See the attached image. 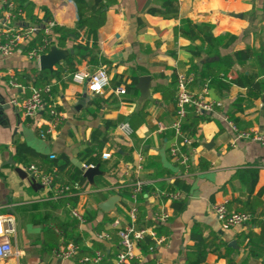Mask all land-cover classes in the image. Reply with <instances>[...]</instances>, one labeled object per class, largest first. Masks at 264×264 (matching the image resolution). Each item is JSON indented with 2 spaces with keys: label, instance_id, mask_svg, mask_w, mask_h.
I'll list each match as a JSON object with an SVG mask.
<instances>
[{
  "label": "crops",
  "instance_id": "1",
  "mask_svg": "<svg viewBox=\"0 0 264 264\" xmlns=\"http://www.w3.org/2000/svg\"><path fill=\"white\" fill-rule=\"evenodd\" d=\"M27 1L36 20L52 21L59 28L76 27L78 10L73 0ZM103 11L104 21L94 34L80 29L63 48L51 45L66 53L71 66L66 58L59 62L52 71L57 75L46 83L51 86L46 99L62 114V122L45 140L39 137L46 128L45 114L24 118L10 105L12 99L29 96L31 87L39 85L33 79L42 70L22 52L0 55V216H11L16 223V234L11 238L14 255L1 264H83L81 257L63 262L53 257L54 249L68 244L61 237L64 225L80 238L81 252L92 254L97 251L95 244L104 254V264H113L119 239L112 225L116 221L119 228L126 225L130 206V196L118 193L121 188H130L136 179L144 182V189L149 188L139 199L138 225L155 226L164 242L148 256L140 251L142 261L134 264L150 259L155 264H188L186 251L194 245L191 233L195 226L201 228L209 245L200 264H264V242L257 259L250 257L246 246V236L259 235V224L264 222V146L249 140L233 142L228 125L234 124L239 131L264 130V91L248 86L251 82L264 83V0H112ZM202 26L209 27L211 36L220 39L219 44L211 45L203 38L208 29L202 33ZM75 44L87 46L90 52L79 56L73 49ZM198 50L200 55L194 56ZM244 50H250L252 57L234 63L222 76L230 83L228 89L221 93L208 89L206 99L220 106L203 114L205 120L194 136L182 133L192 139V144L181 146L182 137L172 127L176 120L174 102L163 100L159 88L174 90V79L194 76V65L216 63ZM100 67L110 79L102 94H89L84 86L70 80L75 72L93 73ZM141 77H149L151 85L149 98L143 101L137 88ZM237 79L245 85H236ZM133 83L135 90L125 89L122 96L115 93L116 88ZM204 84L195 77L187 88L199 95ZM142 107L143 123L135 130L131 128L130 140L123 139L118 125L129 124ZM18 144L28 148L30 163L23 164L16 156ZM174 146L190 156L195 175L181 176L182 168L170 154ZM137 153L143 157L138 172ZM102 154H110V158L103 160ZM88 158L94 163L88 165ZM55 160L58 165L52 169L63 175L74 168L81 171L77 163L99 166L100 173L92 184L82 172L74 206L67 202L70 195L56 198L57 186H64L58 180L52 190H47L25 169L29 165L41 169ZM172 187L184 194V209L178 214L172 203L153 197L155 190L174 191ZM111 199L112 208L104 212L101 206ZM220 203L230 212L250 214L251 221L222 231L211 211L212 205ZM70 207L84 215V225L72 218ZM161 210L169 219L156 226L153 214ZM101 231H108L111 239L96 241L94 236Z\"/></svg>",
  "mask_w": 264,
  "mask_h": 264
},
{
  "label": "built area",
  "instance_id": "2",
  "mask_svg": "<svg viewBox=\"0 0 264 264\" xmlns=\"http://www.w3.org/2000/svg\"><path fill=\"white\" fill-rule=\"evenodd\" d=\"M2 17L0 18V55L11 56L16 52H22L24 57L38 65L39 58L46 54L51 47L49 38L51 29L54 27L52 21L41 22V24L30 23L25 20V13L22 10L14 12L15 5L12 0H0ZM17 18H20L18 20ZM24 21L21 27H14L16 22ZM43 30L44 38L40 43H32L35 35ZM73 83L80 84L85 87L89 94H102L109 87L110 79L104 67H100L93 73L78 71L70 75ZM193 75H179L177 77V89L175 92V108L176 120L172 127L181 135V146H191L192 139L186 137L181 132V122L187 115V110L193 108L196 114L212 113L215 108L220 106L219 102H212L206 99L208 94L207 84H204L201 94L194 95L189 92L188 85L194 82ZM51 86L46 84L43 86L34 85L30 89V94L24 99H12L10 105L13 106L24 118H35L40 114H45L46 128L39 134L41 139H47L52 136L61 125L62 114L57 110L56 106H47L46 96H49ZM115 93L122 96L126 93L124 87L115 89ZM229 128L233 133V142L240 140H249L257 142L264 146V130L254 129L251 131H239L234 124L228 122ZM118 130L125 140H130L133 131L127 122L118 125ZM170 154L176 161L177 165L182 168V175H195L196 171L190 160V156L184 152L180 146H174L170 149ZM102 159L107 160L110 154H102ZM54 159V156H50ZM143 157L140 153L136 155L135 169L138 171L142 168ZM88 168L87 166H84ZM92 167V166H89ZM26 171L37 180L40 185L47 190H52L55 186L53 174L56 172L52 169L50 172H44L35 165H29ZM180 176V177H181ZM130 206L127 211L128 221L123 228H119L118 222H114L112 228L116 229L118 236V251L113 264H134L141 263L140 244L146 238H151L153 245L148 251L153 252L156 247L164 242V238L155 232V226L145 228L138 225V203L142 195H144V182L141 180H133L130 185ZM56 198L63 195H71L68 186H57L55 191ZM153 197L157 200H164L170 203L181 201L184 198L182 191L176 189L174 191L155 190ZM212 213L220 223L222 231H228L234 227L248 224L251 221V215L245 212H230L225 203L214 204L211 207ZM70 214L79 225H84L86 220L84 215L78 212L74 207H70ZM156 226L166 223L169 214L161 210L153 214ZM16 234L15 219L11 216H0V264L14 255V248L11 238ZM94 239L98 242H107L111 239L108 231H101L95 234ZM80 250L79 246L68 243L64 246L53 250V257L63 262L75 258ZM83 264H104V254L102 251H94L91 256L81 258Z\"/></svg>",
  "mask_w": 264,
  "mask_h": 264
},
{
  "label": "trees",
  "instance_id": "3",
  "mask_svg": "<svg viewBox=\"0 0 264 264\" xmlns=\"http://www.w3.org/2000/svg\"><path fill=\"white\" fill-rule=\"evenodd\" d=\"M77 6L78 10V20L76 23V27L74 29H66V28H59V27H53L51 29V32L53 36H49L48 39L51 41V45H54L59 48H63L66 41L70 38L75 39L77 37V30L80 29H86L89 33L94 34L96 29L103 23L105 12L103 11L104 7L107 6V4L111 3L112 0H91L90 2L88 0H73ZM12 2L15 5L14 12H17V10H22L25 13V20H27L30 23L35 24H41L40 21L36 20L32 13V7L31 4L27 0H12ZM170 3H167L166 6H169ZM151 14H161V12L157 10H149ZM20 20V18H17ZM48 18L45 17L44 20H47ZM208 29V32L203 36V38L206 41H209L211 45H217L220 42V39L213 38L209 32L208 26H202L201 32L204 33ZM44 38L43 30L38 32L35 37L32 40L31 44L34 43H40ZM230 40H233V37H230ZM73 49L75 52L81 56L85 57L87 53H89V49L87 46H83L80 44H75L73 46ZM194 56L200 55V50L197 52H193ZM253 53L250 50H244L234 53L231 56H226L220 59L219 62L213 63V62H204L200 66L194 65L192 67V72L194 76L197 79H200L202 81H205L207 84L208 89L213 88L217 92L221 93L223 91H226L230 85L229 82H227L222 76L227 72V70L234 65L236 62H243L247 61L252 57ZM68 66H71L70 60L66 58L64 60ZM57 75V72H49L47 70L40 71L39 75L35 76L33 79V82L35 84L39 85H45L46 83H49L51 79ZM236 85L243 86L245 85L244 82H242L241 79H237L234 81ZM135 83L132 85L126 87L127 91H133L135 90ZM263 85V86H262ZM250 89L254 90H263L264 91V83H258V82H251L249 85ZM173 88L174 90H170L167 88H159L162 94L163 100H170L174 102V114L176 113L175 108V92L177 89V79H174L173 82ZM126 91V92H127ZM47 106H50L51 104L48 103V100L46 99ZM146 104V103H145ZM145 106V105H144ZM145 113H144V107L141 108V110L137 111L135 114H133L129 120L130 127L135 130L139 125H141L144 121ZM205 120V116L203 114H196L193 108H189L187 110L186 117L181 122V132L188 135V136H194L196 134V129L199 123ZM109 124V123H108ZM89 155V152H87V155ZM16 156L20 159H22V163L28 162L30 159V154L28 151V148L24 144H18L16 147ZM86 163L88 165L94 163V160L92 158H88L86 160ZM29 165V164H28ZM58 162L51 161L48 163H45L42 165V170L44 172H50L53 167H57ZM54 181L58 180L61 185L68 186L70 188V196H67V202H69L70 205L74 206L77 202V192L78 187L77 184L82 179V171L79 169L74 168L73 172H68L67 174H60L59 172H55L53 174ZM254 183H252L253 185ZM178 185L177 182L175 183V186ZM174 186V187H175ZM170 188L171 190H175V188ZM149 188H145L144 191H148ZM130 188H121V192L118 193V196L121 197H129L130 196ZM172 208L174 210V213L178 214L184 209V201H178L172 203ZM105 221H109L108 219H105ZM253 222V221H252ZM254 223V222H253ZM261 228V232L257 236L247 235L246 236V246L250 249V257L252 259H257L260 257V253L262 252L263 248V242H264V222L259 224ZM102 226H99L101 228ZM68 226L62 227V233H63V239L66 243H73L78 245L80 242V238L78 235L73 234V230L68 231ZM191 240L194 243L192 247H188L186 251V260L188 264H200L204 261V258L206 256V251L208 248V243H206L205 237H203V233L200 227L195 226V230L191 233ZM153 245V242L151 238L146 237L140 244L141 252L148 256L152 252H149L148 249ZM95 249H100V246H97L94 244ZM93 254V253H92ZM92 254H89V252L85 251H78L75 257L82 258L85 256H91ZM144 264H155L153 259H150Z\"/></svg>",
  "mask_w": 264,
  "mask_h": 264
},
{
  "label": "water",
  "instance_id": "4",
  "mask_svg": "<svg viewBox=\"0 0 264 264\" xmlns=\"http://www.w3.org/2000/svg\"><path fill=\"white\" fill-rule=\"evenodd\" d=\"M65 58H66V53L64 51L59 50L56 47H51L50 50L46 54L42 55L39 58L37 67L42 71L47 70L49 72H52L53 67L57 65L59 62L63 61ZM150 86L151 85H150L149 77L139 78L137 88L140 91L141 101L149 98ZM262 110H264V107L262 108ZM77 167L81 169V171L83 172V177L86 178L90 184L93 183L94 176L100 173L98 165L85 168L83 166H80L79 163H77ZM113 203H114V200L111 199L107 203H105L103 206H101V209L104 212H108L112 208Z\"/></svg>",
  "mask_w": 264,
  "mask_h": 264
}]
</instances>
